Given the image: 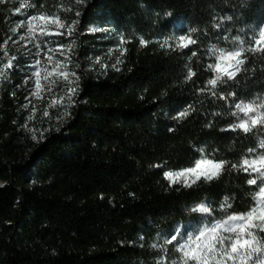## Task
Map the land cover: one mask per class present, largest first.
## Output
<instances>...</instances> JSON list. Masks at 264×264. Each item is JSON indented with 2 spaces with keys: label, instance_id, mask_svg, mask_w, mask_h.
<instances>
[{
  "label": "trees",
  "instance_id": "obj_1",
  "mask_svg": "<svg viewBox=\"0 0 264 264\" xmlns=\"http://www.w3.org/2000/svg\"><path fill=\"white\" fill-rule=\"evenodd\" d=\"M21 3L31 7L17 13ZM40 14L78 20L79 55L113 62L82 74L68 115L51 109L37 140L21 128L16 81L2 83L0 264H171L181 254L165 238L204 216L194 207L223 220L254 206L255 174L232 164L264 151V128L222 129L237 123L236 103L264 96V53H246L238 76L215 89L207 65L213 45L231 49L240 37L254 46L264 0H0V68L14 24ZM189 33L196 43L176 47ZM199 149L228 162L221 174L170 185L163 173L190 166Z\"/></svg>",
  "mask_w": 264,
  "mask_h": 264
},
{
  "label": "snow or ice",
  "instance_id": "obj_2",
  "mask_svg": "<svg viewBox=\"0 0 264 264\" xmlns=\"http://www.w3.org/2000/svg\"><path fill=\"white\" fill-rule=\"evenodd\" d=\"M82 2L83 0H77V3ZM25 7L30 8L31 4L21 3L16 12L20 13ZM80 15V12H76L77 17ZM228 19H231V17ZM78 23V20H74L70 25L65 24L57 14L27 15L26 23L22 21L12 29L15 33L19 28L26 27L27 38L35 42V60L33 64L29 65V67L35 69L31 73V77H34L33 96L41 98L45 91H52V87L57 80L63 79L67 81L69 85L67 87V95L61 96L59 99L53 97L51 101L52 107L59 104L67 108L75 104L74 98L80 91L79 76L69 70V57L65 56L63 60H59L54 59L53 55L49 54L59 52L64 55L65 45L61 44L56 48H48V51L44 52L40 38L63 35L64 33L60 31L62 29H66L68 35L71 36ZM53 28L55 31H52ZM91 31H96V29ZM21 39L23 40L25 37L22 36ZM251 39L254 44L252 47H245V41L240 37L235 38V47L231 49L212 46L210 55L214 57L215 62L207 65V68L213 73V78L207 82L212 89H215L219 84L234 80L238 76L246 63L243 58L246 53H264V27H260L258 33L254 31ZM175 41L176 47L181 49H186L189 45L196 43L191 33L181 35L175 38ZM74 43L73 41L67 47L71 49ZM141 45H146L143 39L141 40ZM165 46H171L168 40H164L161 44V47ZM45 47H47V44H45ZM5 54L7 55V53ZM42 54L47 63H44L40 58ZM193 55H196V53H193ZM15 59V57H11L9 63L0 68V79L6 78V69L12 67ZM120 62L117 59L116 63L119 64ZM116 70L119 71V68H116ZM193 75L195 73L189 69L187 79L190 80ZM221 99H226V97L221 96ZM27 107L28 105L26 104L25 108ZM235 109L236 111L232 115L237 118L238 123L231 124L228 129H222V131H236L239 129L244 133H250L254 128L264 126V97L248 103L243 101L236 103ZM34 114L35 108H33V115L27 117V121L31 122ZM43 115L48 117L49 112L45 110ZM62 115L67 116V110ZM188 115L189 110L186 109L178 114L177 119H183ZM25 128L32 133V139L37 140V130L28 127L27 123ZM44 131L46 132L47 129ZM40 135L43 136V132ZM258 149L264 150V139L259 142ZM198 151L200 152L199 158H195L190 166L178 171H165L163 173L170 185L182 184L186 188H191L200 180L212 181L221 174L228 162L217 160L214 157L209 158L203 149ZM257 151V149L248 150L250 154L257 153ZM232 168L245 173L255 174L254 178L247 180L249 186H259V190L252 197L255 202L254 206L246 213L229 215L223 220H207L193 231H188L186 228L183 230L181 228L174 229V234H171L170 239L165 238V244L182 241L176 248V251L181 255L178 260L172 261L171 264H264V238L260 235V233H264V151H260L252 158H243L238 165L232 164ZM223 207L225 209L230 207L227 203V198H225ZM192 211L209 215L212 210L205 203H201L194 207Z\"/></svg>",
  "mask_w": 264,
  "mask_h": 264
},
{
  "label": "rangeland",
  "instance_id": "obj_3",
  "mask_svg": "<svg viewBox=\"0 0 264 264\" xmlns=\"http://www.w3.org/2000/svg\"><path fill=\"white\" fill-rule=\"evenodd\" d=\"M26 18L17 21L13 28H15L18 24H20L22 21L26 23ZM60 18L65 22V24L70 25L72 21L67 22L65 18ZM12 28V29H13ZM52 31H55L53 28ZM64 34L59 36H45L40 38L41 40V47L43 48L44 52L48 51V48H56L58 45H65L64 48V55H61L59 52L57 53H49L50 55H53L54 59L63 60L65 56L70 58V63L68 64V68L70 71L75 72L77 76H79V86H80V78L82 74H85L86 72H89L91 70L93 71H102L105 70L109 64H112L113 59L107 56L104 57H94V55L91 53L87 57H82L79 55V45L78 41L80 36L82 35L81 31L79 30V25H76L75 31L72 33L71 36L68 35L66 29L60 30ZM24 36L25 39H21V37ZM74 43V46L69 49L67 45ZM45 44H47V47H45ZM8 61L6 64L9 63V59L11 57H15V61H13V65L11 68L6 69V78L0 79V88L3 82H9L10 84H13L14 81H16V90H18L17 97L15 99V107L16 111L19 114L20 118V125L21 128L24 130H27L25 128V124H28V127L33 128L35 130L42 129V126L44 124V111L47 110L48 112L51 111V109L58 110V113L62 115V113L67 110L69 111L70 107L65 108V106L62 105H56L55 107L51 106V101L53 97L56 99H59L61 96L67 95V87L69 86L67 81H64L63 79L57 80V82L53 85L52 91L47 92L45 91L41 98H37L32 95V89L34 87V77H31V73L35 70L34 68L29 67V65L34 63L35 60V42L30 41L26 36V27H21L17 30V32H11V35L8 40ZM120 51V46H114L110 49L109 53H112L114 51ZM44 63H47V61L44 59L43 54L40 57ZM79 65V67H77ZM72 79V77H70ZM77 97V96H76ZM76 97L74 98L76 100ZM264 96L259 95L253 98L250 101H243L245 103L251 102L253 100H256L257 98H262ZM66 103V102H65ZM240 103V102H239ZM28 105L27 108H25V105ZM33 108H35V114L34 118L31 122L27 121V117L29 115H33ZM236 111V109H234ZM242 115V114H241ZM64 116V115H62ZM236 118V117H235ZM237 119V118H236ZM238 123V120H237ZM263 127L264 126H259ZM257 127V128H259ZM209 219L206 215H204L199 221H197L195 224H189V225H182L178 228L187 229L188 231H193L195 228L201 226L203 223H205ZM182 241H178V244Z\"/></svg>",
  "mask_w": 264,
  "mask_h": 264
}]
</instances>
